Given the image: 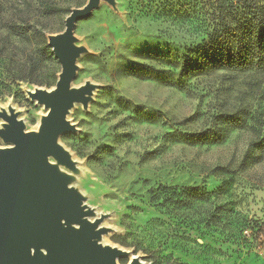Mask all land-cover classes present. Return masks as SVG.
Wrapping results in <instances>:
<instances>
[{
  "label": "rangeland",
  "instance_id": "obj_1",
  "mask_svg": "<svg viewBox=\"0 0 264 264\" xmlns=\"http://www.w3.org/2000/svg\"><path fill=\"white\" fill-rule=\"evenodd\" d=\"M87 1L0 0V28L23 17L46 35L59 33ZM148 7L145 0H104L75 25L87 51L78 57L74 85L90 81L96 89L87 108L71 109L76 131L62 133L60 144L77 160L86 202L106 215V243L130 250L120 264L132 255L143 264H264V149L255 146L259 139L264 145V69L179 78L170 50L199 41L202 32ZM19 44L13 60L28 54L30 44ZM54 59L46 61L48 72H60ZM138 63L167 73L145 78L132 69ZM34 86L54 85L20 81L0 96L28 131L47 112L25 91ZM237 110L249 114L248 125L223 126L222 142L181 138L217 129L221 113Z\"/></svg>",
  "mask_w": 264,
  "mask_h": 264
},
{
  "label": "water",
  "instance_id": "obj_2",
  "mask_svg": "<svg viewBox=\"0 0 264 264\" xmlns=\"http://www.w3.org/2000/svg\"><path fill=\"white\" fill-rule=\"evenodd\" d=\"M102 1L74 7L65 29L47 35L61 69L52 88L25 89L47 108L38 129L26 130L11 103L0 106V137L9 143L0 147V264H120V257L131 254L98 241L110 231L101 222L106 215L87 205V197L70 184L72 176L52 162L80 172L60 137L76 131L68 115L77 103L87 108L96 89L90 81L74 85L78 57L87 51L77 43L75 25ZM106 1L116 5V0ZM129 264L142 261L132 255Z\"/></svg>",
  "mask_w": 264,
  "mask_h": 264
},
{
  "label": "trees",
  "instance_id": "obj_3",
  "mask_svg": "<svg viewBox=\"0 0 264 264\" xmlns=\"http://www.w3.org/2000/svg\"><path fill=\"white\" fill-rule=\"evenodd\" d=\"M150 10L157 9L180 21H187L202 32L194 40L170 50L169 61H174L179 78L204 74L219 69H264V0H145ZM154 6V7H153ZM30 44L28 54L13 60L15 46ZM19 48V47H18ZM165 59L166 55L156 54ZM54 54L44 31L28 18L5 21L0 28V96L11 95L20 81L41 86L55 85L58 73L47 71L46 61L53 62ZM132 69L145 78H163V69L144 64H133ZM249 114L243 110L221 113V126L204 128L195 133L182 134L185 142L218 144L225 139L227 128L246 127ZM224 128V129H225ZM264 149L263 140L255 142Z\"/></svg>",
  "mask_w": 264,
  "mask_h": 264
},
{
  "label": "bare ground",
  "instance_id": "obj_4",
  "mask_svg": "<svg viewBox=\"0 0 264 264\" xmlns=\"http://www.w3.org/2000/svg\"><path fill=\"white\" fill-rule=\"evenodd\" d=\"M77 104H75V106H76ZM8 106V105H7ZM72 158H73V160L77 163V160L73 157V155H72ZM55 165H56V167L58 168V170L62 173V174H67V175H69V176H72V179H70L69 178V182H70V184L71 185H73L74 187H76L79 191H81V193L83 194V195H85L86 196V194H85V192L82 190V188H81V186H82V182L79 180L78 181V176H77V173H76V170H73V169H71V168H69V167H67V166H62V165H60V164H57V163H55L54 161H52ZM81 174V173H80ZM80 178H82V177H80ZM88 198V197H87ZM87 200V199H86ZM86 204L87 205H89L87 202H86ZM90 206V205H89ZM102 225H104V224H102ZM112 231H110V232H107V233H105V234H102L101 235V237L98 239V241L99 242H101V243H103V244H108V243H106V239H107V237L110 235V233H111ZM142 264H143V262H142Z\"/></svg>",
  "mask_w": 264,
  "mask_h": 264
},
{
  "label": "snow or ice",
  "instance_id": "obj_5",
  "mask_svg": "<svg viewBox=\"0 0 264 264\" xmlns=\"http://www.w3.org/2000/svg\"><path fill=\"white\" fill-rule=\"evenodd\" d=\"M146 62V61H145Z\"/></svg>",
  "mask_w": 264,
  "mask_h": 264
}]
</instances>
